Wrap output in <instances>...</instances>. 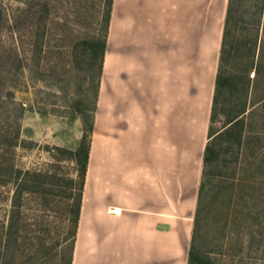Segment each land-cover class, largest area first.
<instances>
[{"label": "crops", "instance_id": "obj_1", "mask_svg": "<svg viewBox=\"0 0 264 264\" xmlns=\"http://www.w3.org/2000/svg\"><path fill=\"white\" fill-rule=\"evenodd\" d=\"M227 5L111 0L70 264L187 263Z\"/></svg>", "mask_w": 264, "mask_h": 264}, {"label": "rangeland", "instance_id": "obj_2", "mask_svg": "<svg viewBox=\"0 0 264 264\" xmlns=\"http://www.w3.org/2000/svg\"><path fill=\"white\" fill-rule=\"evenodd\" d=\"M0 5L6 14L0 48L21 61L7 65L0 78V134L15 132V159L25 166L46 160L49 146L73 149L85 139L94 173L101 66L98 71V58L80 40L103 36L106 0ZM229 6L218 63L226 83L210 116L212 153L201 167L189 242L194 256L186 264H264V0H229ZM60 163L63 172L72 171L69 157ZM6 204L0 198V216ZM35 258L22 264L60 262L53 254L40 263Z\"/></svg>", "mask_w": 264, "mask_h": 264}, {"label": "trees", "instance_id": "obj_3", "mask_svg": "<svg viewBox=\"0 0 264 264\" xmlns=\"http://www.w3.org/2000/svg\"><path fill=\"white\" fill-rule=\"evenodd\" d=\"M110 2L111 0H106V8L102 15L104 34L108 23ZM24 6L27 9L30 7V2H24ZM229 10L228 0L214 77L207 136L215 96L226 83L218 63ZM3 22H6V14L0 5V26ZM104 34L103 36L92 35L80 40L83 51L89 56L92 55L93 58H98V71L105 45ZM20 62L11 50L0 48V78L4 69H7V65L19 66ZM243 111L229 118V121L231 123L237 121L238 115H242ZM14 135H16L15 132L13 135L6 132L0 134V198L6 199L7 203L0 216V264H22L23 261L26 262L34 256L36 258L33 262L40 263L49 254L57 255L60 259L59 264H70L87 165L88 145L85 139H81L73 149L52 145L49 146L46 160L25 166L16 162L13 147ZM211 153L212 148L206 139L202 165L210 159ZM63 157H69L73 162L72 171L69 173L62 171L63 166L60 160ZM52 231L56 234L52 235ZM193 256V251L188 248L187 263Z\"/></svg>", "mask_w": 264, "mask_h": 264}]
</instances>
